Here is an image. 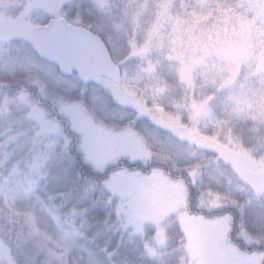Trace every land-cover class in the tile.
<instances>
[{
	"label": "rangeland",
	"instance_id": "obj_1",
	"mask_svg": "<svg viewBox=\"0 0 264 264\" xmlns=\"http://www.w3.org/2000/svg\"><path fill=\"white\" fill-rule=\"evenodd\" d=\"M66 1L0 0V31H4L0 44H4L7 36L11 35L20 41L22 46L29 45L30 28L36 25H32L27 17L37 13L40 17L37 24L39 26L45 25L52 19H65L64 13L67 11L66 15L69 14L67 9H63ZM247 1L251 3V11L257 22L255 25L248 23L236 27L233 29L234 33L226 37L219 31L217 36L207 31L204 34L205 30L202 27L197 24L187 25L183 18L177 16H170L167 19L168 26L174 31L173 35L176 36L179 31H183L184 39L181 43L186 42V48L182 50L181 64L177 72L173 70L170 73L172 76H168L170 79L168 85L167 78L157 71V63L146 58L141 49L134 50L138 52L137 56L126 58H123L126 47L124 52L117 48L113 52L116 60L120 62L121 76L126 74L132 77V82L149 93L155 101L150 107L148 104L145 105L149 110L148 118L155 120L160 127L164 125L166 130L183 126L194 134L195 142L184 148L169 145L168 140L148 141L139 130L138 132L132 130V126L138 120L136 117L132 124L125 122L123 124L127 125H120L122 127L119 128L116 125L119 124L118 121L129 118L131 112L121 108L109 95L110 91L115 94L120 85H110L106 81L93 83L90 85L89 93L88 87L77 86L75 80H61L53 68L39 63L30 54L28 56L25 54L27 57L19 60L20 68L15 66L16 63L11 58L0 53V72L14 74L18 69L24 74L28 70L31 71V68L41 70L47 80L46 88L54 89L43 90L42 101L48 99L59 117L69 122L68 129L78 141L75 143L71 136H66L64 125L49 121L53 139L64 138L65 145L69 147L74 144L76 151L83 156L84 164L97 174L104 173L108 168L118 167L125 161L129 164L142 163L144 168H147L149 162L170 166L172 172L179 174L183 169L168 161L180 159L182 165L192 163L195 158L201 156L198 148L200 144L204 147L200 150L204 152L213 153L217 150L213 153L216 156L214 158L211 156L213 165L210 173L213 176L210 179H216L215 173L217 175L220 171L231 180L233 165L251 173L264 172V166H256L254 162V157L257 155L250 156L243 150L239 145L241 142L234 138L231 129L226 128L231 123L234 126V120L264 123V0ZM200 2L199 4L204 6L207 0ZM13 12L17 15L16 18L10 16ZM157 31L156 28L154 35ZM251 73L257 80L251 78ZM239 79L241 84L238 83ZM254 82L260 87L256 89ZM33 83L39 85L37 82L31 84ZM208 84L213 88L212 92L216 89L222 96L209 107L203 108L204 101L198 98L194 104L188 105L187 98L178 90L179 87L185 90L196 87L201 94L199 91L202 92L203 87ZM58 87L63 88L64 91L58 92L56 90ZM99 94H103L107 100L102 110L93 104ZM33 102L30 103L24 95H18L11 100L4 98L2 109L5 107L10 110L18 107L22 112L27 104L38 109L35 101ZM39 112L47 117L48 113L41 110ZM142 119H145L144 116L141 117ZM193 122H195L194 126ZM206 124L217 130L215 135H209L201 130ZM225 130L227 135L221 139V133ZM3 141L0 144L3 153L0 155V264H15L9 242L12 229L7 228L6 225L10 218L14 223L17 221L27 223L31 233L40 243L39 246L50 250L53 261L59 264H64L66 261L65 263L69 264L71 261L68 259H73L74 264H96L97 256L94 253L91 252L90 257L86 259L88 253L82 250L74 251L75 247L78 248L75 246L77 237L73 232L62 227L59 211L51 209L37 193L30 195V198H22L28 183L14 184L11 181V175L16 174L15 169L9 170V173L3 171L11 150L8 148L9 144H4ZM218 155L230 162L226 166L227 169L220 168L222 164L216 160ZM48 171L53 173L52 168ZM185 172L190 181L197 180L195 171L185 169ZM54 173L58 174V172ZM102 182L101 196L107 200L113 197L117 202V213L124 215L125 221L130 222L132 232L139 238L138 242H142L143 250L155 241L150 240L149 236L164 243H168V237L173 236L175 239L173 246L180 248L178 253L183 257L181 264H261L263 261V255H247L238 250L235 243L240 236L232 235L234 227L231 216L205 219L188 213V208L191 206L188 200L190 193L185 188L183 180L167 178L164 173L152 167L145 175L122 170L109 175ZM219 184L221 185L222 182L219 181ZM212 197L214 196L208 193L198 201L204 203L201 207L206 208L209 213L213 208L222 206L216 205L222 197L214 199ZM45 220H51L56 224L54 232L41 231L40 223ZM148 230L152 235L146 234ZM247 242L252 241L248 238ZM151 256L155 254L151 253Z\"/></svg>",
	"mask_w": 264,
	"mask_h": 264
},
{
	"label": "trees",
	"instance_id": "obj_2",
	"mask_svg": "<svg viewBox=\"0 0 264 264\" xmlns=\"http://www.w3.org/2000/svg\"><path fill=\"white\" fill-rule=\"evenodd\" d=\"M200 1L67 0L63 9H67L69 14L66 15V11L63 17L68 23L98 36L105 45L113 63L120 65V62L113 55L116 48L123 52L124 48H127L123 58L137 56L138 49H141L146 58L157 63V71L167 78L168 85L170 81L168 76L173 70L177 72L183 57L182 50L186 48V42L181 43L184 39L183 31H179L178 35L174 36L173 29L168 26L167 19L170 16L183 18L187 25L197 24L205 30L204 34L207 31V33H213L217 36L219 31L225 37L234 33L233 29L236 27H242L248 23L255 25L257 22L254 20L253 11H251V3L247 0H207L204 6L199 4ZM10 16L16 18L17 15L13 12ZM27 18L32 25L36 26L40 20L37 13L31 14ZM156 28L158 31L154 35ZM195 36L197 37V35ZM182 47L184 48L182 49ZM0 53L7 58H12L16 63L15 66L20 68L19 60L30 54L37 61L53 68L59 76L56 67L41 61L33 53L31 43L22 46L18 40H9L4 42L3 46L0 45ZM22 76L23 74L16 69L14 73L16 84L26 82ZM250 76L257 80L252 73ZM107 82L114 85L110 81ZM238 83H242L241 79ZM209 85H205L202 92L199 91L201 94L198 93L196 87L192 90L179 87L178 90L182 96L187 98L188 105L194 104L200 99V101H204L202 102L204 108L209 107L222 97L216 89L212 92L213 88ZM254 87L257 89L260 86L255 83ZM16 88L18 87L16 86ZM200 95L203 97L199 98ZM14 98H17V95ZM37 108L46 114L48 113L47 108H39L38 106ZM12 109L21 112L18 107ZM12 109L8 110L5 107L0 109V119L9 114ZM47 117L50 116L47 114ZM49 121L52 122L53 119L50 118ZM233 122L234 126L231 123L226 128L231 129L234 138L241 142L239 145L243 150L246 151L247 147L255 145L257 151L254 154L258 156L259 151L264 150V123L259 121L245 122L244 120H234ZM6 135L5 129L0 127V144ZM156 135L160 141H169L167 134L160 130L157 131ZM169 142L172 143L169 145H178L172 140ZM62 143L63 147L53 145L55 155L49 166L53 173L48 171L35 193L39 194L51 209L60 212L59 219L62 227L76 235L75 246L78 248L75 247L74 251L82 250L88 253L89 256H86V259L90 257L91 252L94 253L97 256L96 264H181L183 257L178 253L180 248L173 246L175 240L173 236L168 237V243L149 236L150 240L155 241L143 250L142 242L140 241L141 244L138 242L139 238L135 237L136 235L132 232L130 222L125 221L124 215L117 213V202L114 201L113 197L111 200H107L101 196L104 179L122 170L145 175L146 172L143 171L141 164L138 162L129 164L125 161L123 168H120L121 166L111 167L104 173L97 174L91 167L84 164V158L76 151L74 144L71 147L65 145L64 138ZM179 147L184 148L183 146ZM8 148L11 149L10 144ZM198 148L201 151L199 152L201 156L195 158V161L186 165H182L181 162L176 163L179 168L183 169L179 174L172 172L169 169L170 166L160 164L157 165V170L164 173L167 178L184 181L183 184L190 193L188 200L191 206L188 208V213L205 219H211L215 215L231 216L233 219L232 227H234L232 235L239 234L240 236L235 243L238 250L247 255H263L261 264H264V196L254 194L235 176L233 171L231 180L226 174L225 176L221 174L220 171L217 175L215 173L214 178L216 179H210L213 176L210 173L213 165L211 156L214 158L216 155L213 153H216L217 150H214L213 153L204 152L200 150L204 149L201 144L198 145ZM2 154L0 149V155ZM223 167L226 168V166L220 165V168L223 169ZM185 169L195 171L197 180L190 181ZM9 170L13 171L14 169ZM54 172H58V174ZM28 179L23 175H11V181L14 184L28 183ZM219 181L222 182L221 185ZM208 193L214 196L213 199L222 197L219 202L216 200V205H222L221 208L217 206L219 209L213 208L210 213L206 211V208L201 207V204H204L201 203L202 201L198 202L201 197H205ZM194 204L195 206H193ZM8 218L6 220H9ZM6 225L7 228L12 229L9 242L15 264H21V258H23V264H45L46 261L47 264H52L50 250L49 256H43L40 255L36 247H27L30 242L37 246L40 245L35 239V235L28 228L27 223L21 221L14 223L13 219L10 218ZM146 234L152 235V232L148 230ZM248 238L252 242L248 243ZM150 252L155 256H151ZM77 256L79 255L77 254ZM68 261H71L69 264H74L72 263L73 259H68ZM65 262L64 264H67ZM55 264H59V262L55 261Z\"/></svg>",
	"mask_w": 264,
	"mask_h": 264
},
{
	"label": "clouds",
	"instance_id": "obj_3",
	"mask_svg": "<svg viewBox=\"0 0 264 264\" xmlns=\"http://www.w3.org/2000/svg\"><path fill=\"white\" fill-rule=\"evenodd\" d=\"M110 75H112L119 82L118 91L113 94L111 91L109 95L112 99L125 110H131L136 118H141L149 114L146 104L151 105L155 101L150 94L142 88L137 87L136 83L132 82V77L128 75H120V67L114 63ZM29 74L25 73L22 79L27 80ZM93 104L103 109L107 104V100L103 94L95 97ZM207 114H205L206 117ZM50 117L41 115L38 109L27 105L22 112H17L12 109L9 114L0 119V127H3L8 133L5 136L3 143L11 145V151L8 155L7 162L4 164L3 171L8 172L9 169H15L17 175L28 177V188L25 190L22 198H30L34 195L36 189L42 179L48 173L51 160L55 153L53 152V144L58 147H63L62 138L53 139L51 135V125L49 123ZM195 122H193V126ZM209 135H215L216 129L208 127L207 124L201 129ZM227 135V130L221 133V139ZM147 139V137H145ZM246 151L250 156H253L257 151L256 146L247 147ZM159 158V157H158ZM217 162L227 166L230 162L222 156L216 157ZM173 164L180 163V159H172ZM256 166H264V150L259 151V155L254 157ZM40 214L38 213V216ZM42 232H54L56 224L51 220H45L40 223ZM27 247H36L40 255L49 256V249L29 243ZM23 264V258H21ZM47 264V261L45 262ZM55 264V261L52 262Z\"/></svg>",
	"mask_w": 264,
	"mask_h": 264
},
{
	"label": "water",
	"instance_id": "obj_4",
	"mask_svg": "<svg viewBox=\"0 0 264 264\" xmlns=\"http://www.w3.org/2000/svg\"><path fill=\"white\" fill-rule=\"evenodd\" d=\"M30 34L34 54L56 67L60 75L74 74L85 84L91 83L94 78H104L119 85L110 75L114 63L105 45L92 32L71 25L65 19H52L46 25L32 27ZM193 136L186 127L172 128V137L180 144L190 143ZM235 170L251 191L264 195V172L243 171L237 165Z\"/></svg>",
	"mask_w": 264,
	"mask_h": 264
},
{
	"label": "flooded vegetation",
	"instance_id": "obj_5",
	"mask_svg": "<svg viewBox=\"0 0 264 264\" xmlns=\"http://www.w3.org/2000/svg\"><path fill=\"white\" fill-rule=\"evenodd\" d=\"M37 26H39V25H37ZM3 33H4L3 30L0 31V39L2 38V36H3L2 34ZM30 36H31V34H30ZM9 40H16V39H14V36L10 35V36H7V41H9ZM7 41H5V42H7ZM29 43H31L30 38H29ZM0 45L3 46V44H0ZM31 48H32V44H31ZM39 63H41V62H39ZM41 64H43V63H41ZM25 73L29 74L28 79L26 80V82L24 81V82H22L20 84H18V83L16 84L13 73H9V72L6 73V72H3V71L0 72V105L2 107L4 106V104L2 103V100L4 98H6L7 100H11V99H14L15 95H17V96L18 95L27 96V98L29 99L30 103L31 102L34 103L33 101H35L36 105L39 108H47L48 115L53 119V122L55 124H57V125H64V131H65L66 135L67 136H71L74 139L75 143H76L78 141V139H77V137H75L74 134H72L69 131V129H68L69 122H66L63 119L59 118V115L56 112V109L48 101H46L47 99H45V101H42V96H43L42 91L43 90H54L53 88H49V89L46 88L45 84H46L47 80H46L45 75L41 72V70H36L34 68H31V71L28 70ZM59 77H61V80H63V81L64 80H75V81H77V86L78 85H82V86L88 87L89 88V93H90V85H92L93 83L99 84L101 81H104V82L105 81L106 82L109 81V80L104 79V78H94V79H92L91 83L89 82L88 84H85L82 81H80L77 78V76L74 75V74L72 76H62V75L59 74ZM32 82H37L39 85H37L36 83L31 84ZM114 85H116V84H114ZM16 86L18 88H16ZM116 86H119V85H116ZM56 90L58 92H60V93H62V91H64L63 88H61V87H58V89H56ZM30 98H32V99L30 100ZM1 106H0V109H2ZM129 115H130L129 118H124V120L121 121V122L118 121L119 124H116V125H118L119 128H121L122 126H120V125H124L123 123H125V122H128L127 124H132L134 122V118L136 116H135V114L133 112H130ZM56 118H57V120H55ZM144 118L145 119H142V120H141V118L136 120L135 124L132 126L133 129L132 128L131 129L132 130H136L137 132L139 130L140 133L143 134L145 137H147V140L150 141V142L151 141L154 142L155 139L160 142V140L157 138V135H156L157 131H159L160 129H161L160 130L161 132L167 134V136L169 137V141L172 140V142L178 144L179 146L185 147V146L190 145L191 143L194 142V136H193V140L190 143H188V144H180L179 142L174 140L173 137H172V128H174V127L169 128L168 130H166L164 125L160 127L157 123H155V120H153L152 118H148V115L144 116ZM127 124H125L124 126H126ZM161 142H163V141H161ZM170 144H172V143L170 142ZM157 165L158 164H155V163L153 164L152 162H149L148 165H147V168H144L142 166V163H141L142 169H143L144 172H146V174L149 173V168H152V167H154V170L160 172L159 170H157ZM119 166H121L120 168H123V162L120 163ZM235 166L236 165L232 166L233 172H234L235 176H237V178L239 180H241L239 178L236 170H235ZM243 171H245V170H243ZM241 181L243 182V180H241ZM253 193L256 194L255 192H253ZM256 195L257 196H264V195H259V194H256ZM221 217H223V216L215 215L213 218H221ZM213 218H211V219H213Z\"/></svg>",
	"mask_w": 264,
	"mask_h": 264
}]
</instances>
